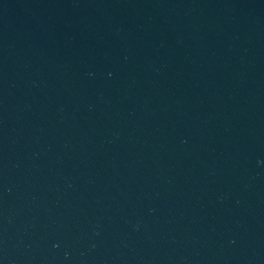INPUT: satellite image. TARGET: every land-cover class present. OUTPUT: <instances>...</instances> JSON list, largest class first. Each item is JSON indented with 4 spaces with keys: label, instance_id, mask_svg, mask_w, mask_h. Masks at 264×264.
<instances>
[{
    "label": "water",
    "instance_id": "water-1",
    "mask_svg": "<svg viewBox=\"0 0 264 264\" xmlns=\"http://www.w3.org/2000/svg\"><path fill=\"white\" fill-rule=\"evenodd\" d=\"M0 264H264V0H0Z\"/></svg>",
    "mask_w": 264,
    "mask_h": 264
}]
</instances>
